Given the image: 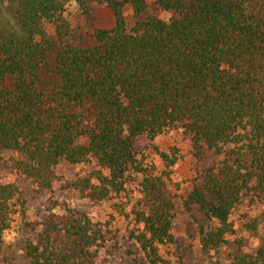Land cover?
<instances>
[{
  "label": "trees",
  "instance_id": "trees-1",
  "mask_svg": "<svg viewBox=\"0 0 264 264\" xmlns=\"http://www.w3.org/2000/svg\"><path fill=\"white\" fill-rule=\"evenodd\" d=\"M70 3L84 15L105 6L112 28L94 31L93 46L68 43L62 16ZM155 3L174 17L141 19L144 0H0V151L20 157L0 176V251L21 206L14 175L49 192L58 167L92 165L63 188L106 204L108 218L64 209L24 222L27 264H102L115 215L128 221L148 264H165L176 214L166 187L183 156L158 139L182 132L196 160L209 159L182 201L198 222L200 252L219 264L210 254L234 239L232 217L241 209L246 230H257L251 213L264 212V0ZM230 264H264V245Z\"/></svg>",
  "mask_w": 264,
  "mask_h": 264
},
{
  "label": "rangeland",
  "instance_id": "rangeland-1",
  "mask_svg": "<svg viewBox=\"0 0 264 264\" xmlns=\"http://www.w3.org/2000/svg\"><path fill=\"white\" fill-rule=\"evenodd\" d=\"M147 6L145 16H153L165 22L174 16L161 10L155 0H144ZM126 25L133 24L132 11L129 5L124 8ZM62 20L68 24L67 42L80 46H93L92 34L96 30H108L113 26L110 11L103 5H91L87 14H82L75 3L67 5ZM56 26H50L48 33L52 35ZM190 136L182 132L180 135L162 136L158 143L162 149L177 147L183 159L166 187L167 199H171L176 206V214L171 226L173 244L163 248L162 257L165 264H213L208 255L199 250L197 231L198 222L191 212L186 213L182 201L200 182L202 173L209 167V159L196 160L191 148ZM141 146L147 147L145 139L140 141ZM20 157L14 153L0 151V176H8L12 172L13 163ZM93 168L92 165L64 164L55 170L57 182L49 192H40L37 188L21 176L14 175L12 181L19 189L21 206L14 216L11 229L4 234L0 251V264H27L23 245L28 238L23 230L24 222L36 223L43 216L52 211L62 213L64 209H72L85 213L88 217L100 221L107 219L110 211L106 204L93 203L71 190H65L66 181H73L83 177ZM249 208V206H248ZM247 211L241 209L232 217L235 236L230 240L228 247L221 249L217 254H210L219 264H230V257L236 254H250L264 245V212L260 209L252 210V215L259 220L255 232L246 230L240 215ZM111 229L115 235L114 241L109 244L108 250L101 254L102 264H148L143 254L130 239L128 221L113 216L110 220ZM237 242H234V241Z\"/></svg>",
  "mask_w": 264,
  "mask_h": 264
}]
</instances>
